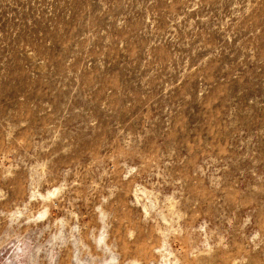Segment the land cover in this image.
Returning a JSON list of instances; mask_svg holds the SVG:
<instances>
[{"label":"rangeland","instance_id":"obj_1","mask_svg":"<svg viewBox=\"0 0 264 264\" xmlns=\"http://www.w3.org/2000/svg\"><path fill=\"white\" fill-rule=\"evenodd\" d=\"M0 264H264V0H0Z\"/></svg>","mask_w":264,"mask_h":264}]
</instances>
